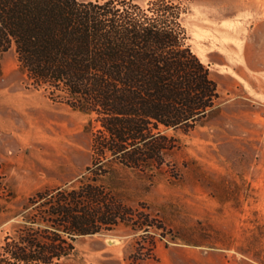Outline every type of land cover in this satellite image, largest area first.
Returning <instances> with one entry per match:
<instances>
[{
	"label": "rangeland",
	"instance_id": "1",
	"mask_svg": "<svg viewBox=\"0 0 264 264\" xmlns=\"http://www.w3.org/2000/svg\"><path fill=\"white\" fill-rule=\"evenodd\" d=\"M173 1L219 98L194 129L165 131L169 149L147 166L101 162L95 116L30 86L14 47L2 55L0 244L36 193L99 179L126 222L79 236L68 264H264V0ZM38 152L40 188L27 182Z\"/></svg>",
	"mask_w": 264,
	"mask_h": 264
},
{
	"label": "trees",
	"instance_id": "2",
	"mask_svg": "<svg viewBox=\"0 0 264 264\" xmlns=\"http://www.w3.org/2000/svg\"><path fill=\"white\" fill-rule=\"evenodd\" d=\"M187 12L173 0H0V60L14 47L30 86L95 116L101 162L147 166L169 149L165 131L194 129L219 98ZM125 214L99 179L40 191L0 244V264H68L79 236Z\"/></svg>",
	"mask_w": 264,
	"mask_h": 264
},
{
	"label": "crops",
	"instance_id": "3",
	"mask_svg": "<svg viewBox=\"0 0 264 264\" xmlns=\"http://www.w3.org/2000/svg\"><path fill=\"white\" fill-rule=\"evenodd\" d=\"M6 142L9 143V140L6 139L3 143V145H0V147L3 148L4 145H6ZM0 154H1L0 155V161H1L2 166L4 168V166H6L5 164H9L11 162V160H10L9 156H7L1 152H0ZM46 166H47V163L43 160L41 153L38 152L36 155V158L33 162V168L34 169L29 174V176H28L29 178L27 179V182H32V180H33V183L39 185V188L41 187L40 185H45V184L49 185L50 181L43 182V181L39 180V181L35 182V180H36L35 177H37L39 175V170H41L43 167H46ZM20 167H22V166H20ZM70 177H71L70 174H66L63 171L61 173L56 174L53 177V182H52L53 187H59V186L64 185L70 179ZM25 183H26V181H25Z\"/></svg>",
	"mask_w": 264,
	"mask_h": 264
}]
</instances>
